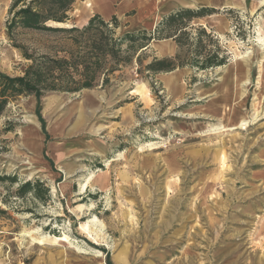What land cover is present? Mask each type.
<instances>
[{
	"label": "rangeland",
	"instance_id": "374dc122",
	"mask_svg": "<svg viewBox=\"0 0 264 264\" xmlns=\"http://www.w3.org/2000/svg\"><path fill=\"white\" fill-rule=\"evenodd\" d=\"M82 1L51 24L83 27L91 12ZM210 1L184 0L216 7L210 24L194 26L213 32L225 65L154 72L148 64L166 57L139 41L108 84L46 91V132L33 93L9 99L0 115V264H264V7L252 14V0ZM12 3L0 0V71L19 76L31 61L7 35ZM15 34L35 55L70 46L63 32ZM179 52L186 58L189 46ZM236 52L250 58L251 82L233 101L225 84ZM64 233L67 242L33 240Z\"/></svg>",
	"mask_w": 264,
	"mask_h": 264
},
{
	"label": "trees",
	"instance_id": "16d2710c",
	"mask_svg": "<svg viewBox=\"0 0 264 264\" xmlns=\"http://www.w3.org/2000/svg\"><path fill=\"white\" fill-rule=\"evenodd\" d=\"M76 1L13 0L10 8L12 16L6 24L7 35L15 48L31 63L23 75L10 76L0 71V115L10 98L33 93L38 100L36 113L46 132L40 108V100L46 91L79 92L94 87L101 78L103 85L108 84L110 75L130 62V56L124 53L139 41L142 42L140 50L148 48L154 39L172 38L180 49L189 46V55L184 59L180 52L173 57L155 58L148 64V69L154 72L173 71L186 66L206 70L227 63V57L222 54L219 40L213 32L192 24L194 18L213 14V8H179L164 16L154 31H126L118 34V18L114 16L106 22L98 14L93 15L83 27L66 28L51 24L66 22ZM96 20L102 24H93ZM18 28L63 32L70 46L63 50V56L35 55L29 52L26 45L14 40ZM30 188L31 182L28 181L20 187V192ZM108 263L112 264L110 261Z\"/></svg>",
	"mask_w": 264,
	"mask_h": 264
},
{
	"label": "crops",
	"instance_id": "0c3cea01",
	"mask_svg": "<svg viewBox=\"0 0 264 264\" xmlns=\"http://www.w3.org/2000/svg\"><path fill=\"white\" fill-rule=\"evenodd\" d=\"M189 1L192 2L193 0ZM194 1L196 3L197 0ZM82 2L83 7L86 5L91 12V16L85 18V24L95 14L100 15L106 21L116 16L118 20H124L127 23V25L124 24L125 28H127L124 32L128 31L129 28L154 31L158 23L169 13L182 7L197 9L195 8V3H185L184 0H84ZM89 2L91 5H89ZM203 7L216 8L210 5ZM213 15L215 14L194 18L192 24L194 25L197 22L202 25L210 24L209 20L213 19ZM260 23H264V16L261 17ZM154 43L157 44V50L164 57L175 56L178 52V45L172 38L162 40L154 39L147 49L154 46Z\"/></svg>",
	"mask_w": 264,
	"mask_h": 264
},
{
	"label": "bare ground",
	"instance_id": "6f19581e",
	"mask_svg": "<svg viewBox=\"0 0 264 264\" xmlns=\"http://www.w3.org/2000/svg\"><path fill=\"white\" fill-rule=\"evenodd\" d=\"M252 1H253V3L251 4L252 5L251 6V13L254 14V13L258 12V10L261 7L264 6V0H252ZM200 3L212 4V2L210 0H201ZM89 5H91L90 2H89ZM241 7L244 8V5L242 3H241ZM213 16H215V15H213ZM263 35H264V33H261V31H260L258 41L261 43L262 46L259 47V49H264V36ZM249 61H250V58H247V55H245L243 53L236 52L235 56L233 57L232 61L230 62V65L227 67L228 68V78L226 80L227 83L225 84V89H228V87H230L231 90H234L233 92L231 91L232 92L231 96L227 95V97L233 101L237 100V98H238L236 89L240 86V84H243V82H244L245 85H249L251 82L250 75L248 74L247 70H245L243 67ZM261 65L264 68V58H262V60H261ZM179 78H180V76L176 74L173 76L172 81L174 83L178 84ZM225 112H226V110H224V113ZM240 122H241L240 126L244 127V125L249 123V120H247V118H243ZM93 221H95V220H93ZM68 239H69V236L65 233L60 235V236H58V235H42V236L33 238L35 243L37 242V243H41V244H43L44 242H46L48 240H52L53 242H67Z\"/></svg>",
	"mask_w": 264,
	"mask_h": 264
}]
</instances>
